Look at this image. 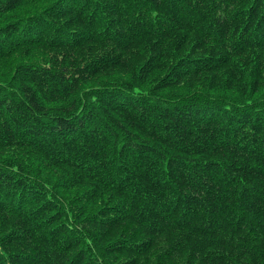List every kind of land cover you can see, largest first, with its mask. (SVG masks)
<instances>
[{"label": "trees", "instance_id": "1", "mask_svg": "<svg viewBox=\"0 0 264 264\" xmlns=\"http://www.w3.org/2000/svg\"><path fill=\"white\" fill-rule=\"evenodd\" d=\"M18 58L0 264H264V0H0Z\"/></svg>", "mask_w": 264, "mask_h": 264}, {"label": "rangeland", "instance_id": "2", "mask_svg": "<svg viewBox=\"0 0 264 264\" xmlns=\"http://www.w3.org/2000/svg\"><path fill=\"white\" fill-rule=\"evenodd\" d=\"M20 62H23V60L19 59V58L18 59H11L9 61H4V60L0 61V77L5 76L7 74L8 70L10 69V66L8 64L13 65V64L20 63Z\"/></svg>", "mask_w": 264, "mask_h": 264}]
</instances>
